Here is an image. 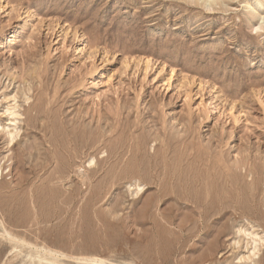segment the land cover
<instances>
[{
    "label": "rangeland",
    "instance_id": "374dc122",
    "mask_svg": "<svg viewBox=\"0 0 264 264\" xmlns=\"http://www.w3.org/2000/svg\"><path fill=\"white\" fill-rule=\"evenodd\" d=\"M261 1L0 0V264H264Z\"/></svg>",
    "mask_w": 264,
    "mask_h": 264
},
{
    "label": "bare ground",
    "instance_id": "6f19581e",
    "mask_svg": "<svg viewBox=\"0 0 264 264\" xmlns=\"http://www.w3.org/2000/svg\"><path fill=\"white\" fill-rule=\"evenodd\" d=\"M185 1H190V2H193V3H195V4H200V3H202V1H203V3H212V4H215V5H219V4H221V2H222V0H185ZM257 2V1H256ZM256 8V9H255ZM264 8V2L263 1H261V2H258L257 4H250V3H248L247 4V8H246V12H247V15H254L256 12H260V10H262ZM259 14V13H258ZM259 17H261V19L262 20H264V14L263 13H261V14H259ZM263 25H264V23H257V21L255 22V24H253V29L254 30H256V31H261L262 29H264L263 28ZM12 43V42H11ZM19 74V73H18ZM12 75H15L16 76V74L14 73V74H12ZM10 78H11V75H10ZM12 79H14V77L12 78ZM16 80V79H15ZM15 142V141H14ZM1 157V156H0ZM91 162V161H90ZM91 165V164H90ZM61 182V181H60ZM161 217V216H160ZM3 223V222H2ZM4 225V224H3ZM4 227V226H3ZM3 230H5V227H4V229ZM7 233V232H6ZM8 236V235H7ZM260 240V239H259ZM252 246V245H251ZM259 252V251H258ZM255 253H256V251H255ZM254 253V254H255ZM51 255V254H50ZM252 255V254H251ZM255 255H257V254H255ZM248 260H250L251 258H247ZM247 260V261H248ZM74 261V260H73ZM85 262V261H84ZM91 263H93V262H91ZM96 263V262H95ZM98 264H99V262H98Z\"/></svg>",
    "mask_w": 264,
    "mask_h": 264
}]
</instances>
